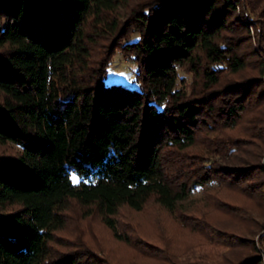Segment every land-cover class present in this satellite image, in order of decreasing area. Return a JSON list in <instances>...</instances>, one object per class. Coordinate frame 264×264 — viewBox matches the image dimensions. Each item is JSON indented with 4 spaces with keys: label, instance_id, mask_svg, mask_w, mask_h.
I'll use <instances>...</instances> for the list:
<instances>
[{
    "label": "trees",
    "instance_id": "trees-1",
    "mask_svg": "<svg viewBox=\"0 0 264 264\" xmlns=\"http://www.w3.org/2000/svg\"><path fill=\"white\" fill-rule=\"evenodd\" d=\"M127 1L0 0V143L20 148L0 155V206H20L0 212V264H81L74 253L49 257L68 199L94 206L117 240L140 250L119 229L118 209L141 210L153 198L186 227L180 205L223 175L216 158L238 150L200 134L219 127L213 103L223 93L218 124L235 125L245 109L228 95L236 84L212 89L222 69L245 66L218 41L227 9L242 0L141 3L122 27L115 12ZM117 29L138 34L123 47L138 88L104 83L109 58L84 80L91 34ZM179 69L193 74L190 89L178 85ZM198 143L205 153H188ZM262 262L255 254L243 264Z\"/></svg>",
    "mask_w": 264,
    "mask_h": 264
},
{
    "label": "rangeland",
    "instance_id": "rangeland-1",
    "mask_svg": "<svg viewBox=\"0 0 264 264\" xmlns=\"http://www.w3.org/2000/svg\"><path fill=\"white\" fill-rule=\"evenodd\" d=\"M154 2L128 0L116 9V18L123 27L131 9ZM241 4L236 11L227 9L228 25L219 30L218 41L241 57L245 66L237 72L222 69L220 81L212 89L236 84L238 91L228 95L240 97L237 103L245 109L235 125L218 124L225 117L217 108L227 97L222 92L213 103V118L219 120V127L200 134L204 142L228 141L236 144L238 150L216 158V171L223 175L217 172L218 181L198 188L180 205L188 226L184 227L153 198L141 210L121 206L113 217L120 230L142 241L138 250L117 240L94 206L68 199L61 212L63 224L48 242L50 258L74 253L81 258V264H243L257 254L264 264V94H259L264 90V0H242ZM91 37L84 80L99 72L103 61L109 58L104 83L138 88L136 63L123 53L125 42L136 40L138 34L117 29L112 35L101 32L92 33ZM178 75V85L185 81L190 89L193 74L179 69ZM255 82L263 85L251 88ZM206 148L198 143L188 153L204 154ZM19 153L17 145L0 143V155L12 157ZM224 166L237 171L225 174L221 170ZM19 207L6 204L0 206V212Z\"/></svg>",
    "mask_w": 264,
    "mask_h": 264
}]
</instances>
